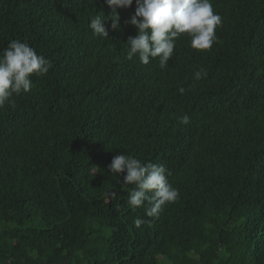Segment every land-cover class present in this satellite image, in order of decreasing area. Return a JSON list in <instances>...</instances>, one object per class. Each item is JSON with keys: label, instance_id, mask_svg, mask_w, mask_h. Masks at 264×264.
Returning <instances> with one entry per match:
<instances>
[{"label": "trees", "instance_id": "obj_1", "mask_svg": "<svg viewBox=\"0 0 264 264\" xmlns=\"http://www.w3.org/2000/svg\"><path fill=\"white\" fill-rule=\"evenodd\" d=\"M211 3L217 42L183 34L161 69L126 58L135 0L118 30L106 0H0V52L51 62L0 107V264H264V0ZM119 154L165 165L177 201L130 208Z\"/></svg>", "mask_w": 264, "mask_h": 264}, {"label": "clouds", "instance_id": "obj_2", "mask_svg": "<svg viewBox=\"0 0 264 264\" xmlns=\"http://www.w3.org/2000/svg\"><path fill=\"white\" fill-rule=\"evenodd\" d=\"M136 10L127 22L137 30L135 37H129L125 43L126 58L147 65L150 59L158 58L159 67L165 68L173 55L176 41L183 34L190 38V47L197 51L210 50L217 42L216 29L222 25V17L214 13L211 0H135ZM111 9L113 30L120 28V17L117 9H127L133 0H106ZM106 18L102 11L90 19L89 28L94 37L108 38V30L104 26ZM51 62L43 55H38L34 48L26 42L12 40L0 52V107L11 102L14 95L31 90L33 74L46 76ZM207 72L200 68L194 73V80L207 78ZM185 92L184 88L179 89ZM178 122L182 125L190 123L189 116L182 115ZM98 169L97 167H92ZM107 173L123 176L121 185H132L127 204L136 209L145 206V215L158 217L167 204L175 203L179 190L169 183L170 174L163 164L143 163L140 159L128 154L115 155L108 165ZM115 195V193H112ZM136 228L145 224V220L137 217L133 220Z\"/></svg>", "mask_w": 264, "mask_h": 264}]
</instances>
